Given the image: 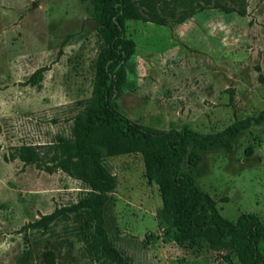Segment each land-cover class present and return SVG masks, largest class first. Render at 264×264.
Returning a JSON list of instances; mask_svg holds the SVG:
<instances>
[{"label":"rangeland","instance_id":"obj_1","mask_svg":"<svg viewBox=\"0 0 264 264\" xmlns=\"http://www.w3.org/2000/svg\"><path fill=\"white\" fill-rule=\"evenodd\" d=\"M184 23L128 22L134 43L115 110L161 130L218 133L235 119L264 111V0H217ZM92 0H0V264H96L84 253L71 219L46 230L27 224L87 193L60 171L47 174L18 159L13 147L69 138L74 116L90 96L91 64L100 46ZM243 8L244 15L237 11ZM46 68L37 86L25 82ZM181 169L234 222L253 214L264 226V121L239 134L231 151L200 152ZM116 186L102 209L111 246L129 264H236L232 255L178 245L158 218L157 187L146 181L139 154L103 160ZM264 256V240L258 243ZM28 252L29 256L24 253Z\"/></svg>","mask_w":264,"mask_h":264},{"label":"trees","instance_id":"obj_2","mask_svg":"<svg viewBox=\"0 0 264 264\" xmlns=\"http://www.w3.org/2000/svg\"><path fill=\"white\" fill-rule=\"evenodd\" d=\"M211 1L92 0L91 19L97 25L100 46L91 64L90 96L73 118L70 137H57L42 146L13 147L8 157H3L4 161L18 159L22 165H33L49 175L60 171L79 181L87 193L75 204L56 208L26 228L46 230L56 220L71 219L81 232L88 259L96 264H129L111 246L103 228L102 209L116 186L115 176L103 160L139 154L146 181L158 190V218L173 230L176 244L223 252L232 255L236 264H264L258 250V243L264 240V226L259 219L253 214H240L234 222L224 219L215 202L181 169L184 163L197 166L200 152L231 151L240 133L264 121V111L254 118L235 119L218 133L201 134L139 125L113 106L125 84L126 64L134 54V43L125 37L126 24L143 22L165 27L184 23L207 9ZM212 6L226 14L234 12L217 0ZM237 13L242 16L245 10L240 8ZM46 70L36 69L25 83L37 86ZM43 259L45 264H54L50 251L43 253Z\"/></svg>","mask_w":264,"mask_h":264}]
</instances>
